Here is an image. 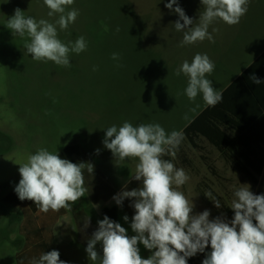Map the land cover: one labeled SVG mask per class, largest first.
<instances>
[{"label":"rangeland","instance_id":"obj_1","mask_svg":"<svg viewBox=\"0 0 264 264\" xmlns=\"http://www.w3.org/2000/svg\"><path fill=\"white\" fill-rule=\"evenodd\" d=\"M111 2L74 0L69 6L78 9L79 16L67 30L58 29V38L67 44L84 36L88 47L80 54L70 53L71 66L63 67L33 60L24 48L27 35H13L6 27L16 8L25 16L53 23L59 14L49 17L43 0H0V264H16L17 253L12 241L17 230L8 225L13 208L1 200L18 185L19 164L25 163L30 154L41 148L60 153L78 137L82 127L99 122V116L109 119L105 122L111 125L133 120L135 126L163 125L178 117L180 123L185 111L190 117V109L198 108L196 99L190 101L184 94L187 77L183 73L175 75L184 60L192 61L196 43L180 46L183 32L174 27L179 16L165 6L170 0ZM177 4L194 22L199 20L201 0H177ZM97 6L104 15L103 26L89 29V20L100 17ZM112 53H119L120 59L113 60ZM122 115L126 119L118 122ZM219 167L225 173L222 162ZM194 180L214 182V192L221 205L231 210L230 217L213 202H202L192 189ZM239 183L250 185V191L256 194L258 188L238 175L189 176L178 190L192 199L193 215L209 210L210 219L220 216L230 221L234 217L230 208L233 191ZM138 248L145 259L154 251L140 243ZM210 251L209 245L205 252Z\"/></svg>","mask_w":264,"mask_h":264},{"label":"clouds","instance_id":"obj_2","mask_svg":"<svg viewBox=\"0 0 264 264\" xmlns=\"http://www.w3.org/2000/svg\"><path fill=\"white\" fill-rule=\"evenodd\" d=\"M43 3L49 9V17L59 14L54 23L25 16L24 11L16 8L6 27L13 35L21 38L27 35L29 39L24 48L33 60L70 67V53L86 51L88 43L80 36L75 42L65 44L58 38V29L67 30L77 20L79 10L69 8L74 0H43ZM201 3L203 11L196 22L185 14L177 0H170L165 5L179 16L174 27L183 32L180 46L205 39L214 43L210 25L217 20L229 26L238 24L247 13L250 0H201ZM212 32H218V29L213 28ZM111 58L119 60L120 55L112 53ZM214 70L215 62L206 53H197L191 62L184 60L175 75L183 73L187 77L184 94L190 101L202 95L206 105L216 107L223 100V92L207 78ZM251 79L257 85L262 83L255 76ZM184 118L188 119L187 114ZM183 139L182 131L168 133L158 123L133 126L125 121L119 127L112 125L106 129L104 146L116 160H138L133 178L142 181V186L123 190L113 197L120 206L126 198H134L131 206L135 214L130 227L135 235L129 237L124 227L105 216L98 221V228L87 243L86 252L92 264H187L188 258L198 252L204 253L209 245L211 251L202 264H264V194H254L250 185L239 183L233 191L230 208L234 210V217L230 221L220 216L210 219L209 210L193 215L192 199L178 190L189 176L183 168H177L171 160L164 158L175 157ZM19 165L21 179L15 192L21 201H33L43 213L70 209L88 191L85 167L89 174L93 172L91 164L73 163L46 148L30 154L27 161ZM204 194L215 207H221V201L211 191ZM123 219L129 218L125 215ZM84 226L88 227L87 219ZM98 242L102 243V257L95 250ZM138 243L154 250L148 258L141 257ZM28 264L68 262L60 259L57 250H52L41 253L38 259L33 257Z\"/></svg>","mask_w":264,"mask_h":264},{"label":"crops","instance_id":"obj_3","mask_svg":"<svg viewBox=\"0 0 264 264\" xmlns=\"http://www.w3.org/2000/svg\"><path fill=\"white\" fill-rule=\"evenodd\" d=\"M202 11L203 8L199 10V15ZM213 28L218 29V32H212ZM209 32L212 33L215 42L207 39L197 42L196 54L206 53L215 62V70L207 78L212 80L218 91L223 92V100L208 111L210 119L198 122L190 131L189 137L183 139L175 157L169 155L165 159L171 160L177 168H183L190 177L242 176L233 166L225 164V149L220 151L203 132L213 137L217 132L213 127L216 121L222 124V131L233 138L238 131L233 127L234 124L243 129V133L240 134L246 145L248 143L264 147V0H250L247 13L238 24L229 26L217 20L210 25ZM249 68L250 71L247 73ZM242 75L245 77L244 80L240 79ZM252 76L260 79L262 83L259 85L254 83ZM196 103L198 108L191 111L188 119L183 118L182 122L177 123L176 120L180 118H174L164 122L161 127L168 133L173 130L184 133L196 118L210 107L205 104L202 95L196 97ZM232 112L242 113L243 121L235 119ZM121 119L126 117L122 115L117 118L118 122ZM108 120L104 116L97 117L96 121L99 122L82 127L78 137L64 147L65 149L71 146L74 150L63 159L93 166L91 174L88 173L87 166L84 170L85 187L88 191L70 209L40 212L26 199L21 201L15 193V188L2 198L1 201L5 202L6 198L16 194L12 197L13 204H8L13 208L8 217L9 228L15 227L17 230V235L12 240L17 248L16 264H28L33 257L38 259L41 253L52 251V247L56 248L60 258L68 264H92L86 252L87 243L97 230L98 221L105 216L119 223L127 230V235L132 236L130 225L135 209L131 205L134 198H126L120 206L113 197L123 190L130 191L142 186V181L133 178L138 160L130 158L116 160L112 152L104 146L106 129L114 125L107 124L105 121ZM128 122L135 126L134 120ZM243 153L246 155L245 151ZM227 155L234 158L231 151L227 152ZM261 155V149H257L249 158L261 159ZM221 162L225 173L220 172ZM201 182L194 180L192 189L196 194L199 186H203ZM206 185L214 191L213 181ZM200 199L204 203V200ZM125 215L129 218L127 221L123 219ZM86 219L87 228L84 226ZM95 250L98 254L101 253V242L95 245Z\"/></svg>","mask_w":264,"mask_h":264},{"label":"trees","instance_id":"obj_4","mask_svg":"<svg viewBox=\"0 0 264 264\" xmlns=\"http://www.w3.org/2000/svg\"><path fill=\"white\" fill-rule=\"evenodd\" d=\"M111 1L113 2V0H111ZM96 9H97V11H99L98 6ZM99 12H100L99 19L93 20V18H92V20H89V24H88L89 29L91 27L96 28V26H100V25L103 26V20L102 19H104L103 18L104 15H103L102 11H99ZM87 31H88V29H87ZM249 71H250V68L246 72L248 73ZM244 78H245L244 75H242L240 77L241 80H244ZM210 109H212V107H209L206 111H204L201 115H199L196 118V120L184 131V133H183L184 138L189 137L190 131L194 128V126H196V124H198V122L207 121V119L209 118L208 117V111H210ZM232 115L235 119L243 121L242 120V117H243L242 113L232 112ZM214 123L215 124L214 125L212 124V125L214 127V130H216L217 132L213 134V137L210 136V134H208L206 132H203V133L205 135H207V137H209L211 143H213L216 147H218L220 149V151H224V149H225V151H226L224 153L225 164H229V165L233 166L239 173L242 174L241 177L243 180L249 182L251 185L258 188V190L256 192L257 195L264 194V191L262 189V186L264 185V147L253 146V145H249L248 143L246 145L243 142L242 134H240V133H243V129H241L240 127H238L234 124H232L233 127H235L238 131H237V134L235 135V137L230 138L224 131H222V129H221L222 124H218V122H216V121H214ZM238 134L241 136H237ZM257 149H261V152H262L261 159H250L249 158L250 154H252V152H256ZM73 150H74V148H72L71 146L66 147L64 149V151L59 156L61 158H67L70 155V153L73 152ZM230 151L232 153H234L233 157L235 159L230 158L227 155V152L230 153ZM244 151L246 152V155L243 153ZM206 191H211L212 194L217 199L221 200L218 197V195L212 189L208 188L206 184H203V186L202 185L199 186L198 193L206 203L213 202L212 200H210L208 197L205 196L204 193ZM14 194H12L8 198H6V200H5L6 204H10V205L13 204L12 197H14ZM27 201L31 202V205L33 207H36V205L33 201H30V200H27ZM221 209H222V211H224L225 214H227L228 217H230L231 210L228 208V206L223 204V205H221ZM254 223H255V221H254ZM51 250H56V248L52 247ZM206 255H207L206 252H204V253L198 252L195 256L187 259V264H202V261L206 258Z\"/></svg>","mask_w":264,"mask_h":264},{"label":"water","instance_id":"obj_5","mask_svg":"<svg viewBox=\"0 0 264 264\" xmlns=\"http://www.w3.org/2000/svg\"><path fill=\"white\" fill-rule=\"evenodd\" d=\"M99 255L102 257V255H103V252L101 251V253H100Z\"/></svg>","mask_w":264,"mask_h":264}]
</instances>
